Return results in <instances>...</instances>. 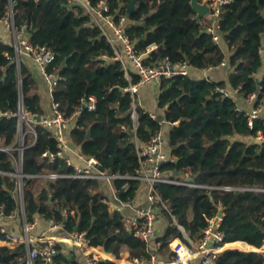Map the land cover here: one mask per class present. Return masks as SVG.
Returning a JSON list of instances; mask_svg holds the SVG:
<instances>
[{"label": "trees", "instance_id": "trees-1", "mask_svg": "<svg viewBox=\"0 0 264 264\" xmlns=\"http://www.w3.org/2000/svg\"><path fill=\"white\" fill-rule=\"evenodd\" d=\"M91 1L97 5L101 0ZM131 1L111 0V13L116 18L127 15L126 34L138 54L156 47L146 56L147 64L168 59L172 64L186 63L192 69L205 70L226 61L229 85L192 75L163 78L157 98L160 114L154 119L124 91L139 81L138 75L132 74L131 82L125 77L120 62L113 59V49L79 5L71 0H0V19H12L16 30L26 25L30 41L54 55L48 71L60 79L53 99L67 118L80 111L70 140L83 156L97 159L105 172L115 177L112 184L121 201L134 202L141 186L129 179L140 168L135 140L147 143L162 131L164 122L171 126L168 147L175 160L162 170L173 180L196 186L156 184L161 215L168 223L153 243L157 261L171 263L176 258L169 243L183 235L175 221L198 243L207 220L220 210L225 243L262 248L264 142L245 139L264 135V76L256 78L264 67V0H230L221 5L217 18L221 43L214 42L207 31L212 24L210 16L195 20L190 0H135L129 15ZM223 43L230 52L228 57ZM228 86L244 100L255 95V108L263 106L252 128L249 112L238 107L237 98L220 91L229 90ZM90 98L95 99V110H83ZM21 111L25 117L45 115L32 71L22 59L17 64L13 46L0 41V148L7 149L0 151V209L6 216L21 207L19 179L9 175L16 173L15 161L21 155L17 149ZM8 112L13 115H1ZM25 126L26 120L22 197L27 222L36 217L52 221L65 236L79 229L91 246L104 247L116 260H149L152 251L148 244L124 228L121 215L112 210L97 179L48 177L72 174L74 168L58 156L53 161L43 157L46 152L56 155L58 151L49 130L40 124ZM2 228L0 224V241L8 236ZM58 248L52 264H81L63 247ZM27 256L24 243L0 247V264H27ZM217 256L215 264H264V255L256 250L228 249ZM96 264L120 263L99 260Z\"/></svg>", "mask_w": 264, "mask_h": 264}, {"label": "built area", "instance_id": "built-area-1", "mask_svg": "<svg viewBox=\"0 0 264 264\" xmlns=\"http://www.w3.org/2000/svg\"><path fill=\"white\" fill-rule=\"evenodd\" d=\"M73 3L79 5L89 16L90 24L98 27L101 34L107 40L108 44L114 51V60L120 62L125 77L131 82L132 74H136L139 77V81L135 84H130L128 88L124 91L129 92L134 100L137 99L139 92L148 86L159 85L163 78H172L175 76L192 75L191 67L186 63H176L172 64L168 59L157 60L151 64H147L145 61L146 56L149 52L154 50L156 47L151 46L148 48V52L145 54H138L135 50L133 42L130 40L129 36L126 34V26L128 24L127 15H122L116 18L113 13H111V0H101L97 5H93L91 0H71ZM209 7L211 10L210 17L212 24L208 27L207 31L213 34V40L216 43H221V37L217 33L218 22L217 18L220 14V7L222 4L230 2V0H208ZM0 22L4 24L10 31H12V40L0 38V41L4 44L11 45L15 48L17 52V64L20 65L22 56H29L33 59L39 72L42 74L50 95H51V106L50 114L41 117V121L37 122L36 116L28 115L23 119H27V126L30 123L40 124L45 129L49 130L57 143V154L44 153L43 157L48 158L49 161H53L56 156L65 160L68 166L74 168L72 174H51L48 177L50 179H55L58 177L67 178H78V179H108L113 180L115 177L110 176L105 173H101L98 170V165H100L95 158H84L81 154L80 157L83 161L80 164H75L71 160V147L72 142L69 138L74 122L80 111L78 110L75 114L67 118L63 115L60 110V104L53 99V91L55 86L59 81V76L55 73H50L48 71L49 64L54 60V55L45 46L39 44L34 45L29 36L27 35V26L23 25L19 30H16L14 24L11 20H1ZM220 67L227 68V62H223ZM217 68V67H216ZM214 68L205 69L207 72ZM208 70V71H207ZM193 76V75H192ZM205 75L203 78H207ZM225 96L238 93L237 90L229 91L227 89H221ZM234 93V94H233ZM256 96L251 95L245 101L253 106V109L249 112V127L254 126V121L261 116L263 106L254 107ZM83 105L89 111L95 110V99L90 98L89 101L85 102ZM22 112V111H21ZM6 117H10L13 114L11 112L2 113ZM21 115V114H20ZM132 116L134 121L137 120V113L135 108L133 109ZM152 118L158 119V115L151 113ZM23 123H20L18 142L19 147L17 148L21 155L16 165V173L9 174L14 175L19 179L18 186V200L21 205L20 209L24 214V228L26 232V238H14L9 234L6 240L0 241V247L2 246H13L17 244H26L28 247L27 264H37L38 260H42V264H52L54 257L57 255L59 248H62V243L76 247L80 249L85 255L86 264H96L99 260H111V257L107 254L99 253L98 248L90 245V242L85 238V234L81 233L79 229H76L74 235L63 236L60 238H55L53 236L40 237L38 239H33L30 237V233L35 228L34 222H27L24 203L22 197V178L24 177L22 173V151L25 148L23 139ZM34 136L36 133L32 130ZM25 138V135H24ZM255 142H264V135L258 133L257 137L253 138ZM137 147L138 158L140 161V168L137 170L136 174L129 179L137 180L141 183L140 188L146 194L144 197V203L141 205H136L135 202H123L115 194L114 200L116 203L114 205L110 204L112 210L117 211L122 219L124 228L133 233L136 237L146 242L152 251L151 258L149 260H133L124 261V264H159L155 256L156 248L153 243L158 236V218L161 216V206L162 201L157 193L156 184L157 183H171V184H182L188 186H196L189 182H179L173 180L166 172H163L162 167L170 162L174 161L175 158L167 151V142L163 132L157 133L151 138L147 143H140L135 140ZM7 149L0 148V151H6ZM127 211L133 212L132 215H127ZM12 217L6 216L3 208L0 209V221L5 218ZM174 219V218H173ZM222 218L218 216L211 217L207 220L206 227L203 230V238L200 242L194 243L187 236L184 228L179 225L176 221L175 225L180 229L182 237H176L172 239L169 243L170 251L175 254L176 258L173 262L168 264H192L195 258H199L200 262L198 264H215V258L219 253L221 247H225L224 237L220 232ZM50 229L54 231L60 227L55 225L50 221ZM2 232H6L4 228L1 229ZM54 239H57L56 242ZM62 240V241H61ZM67 241V242H64ZM252 248V247H251ZM254 249V248H253ZM251 251V250H246ZM109 256V258H107ZM121 262V261H119ZM71 264V263H69Z\"/></svg>", "mask_w": 264, "mask_h": 264}, {"label": "crops", "instance_id": "crops-1", "mask_svg": "<svg viewBox=\"0 0 264 264\" xmlns=\"http://www.w3.org/2000/svg\"><path fill=\"white\" fill-rule=\"evenodd\" d=\"M1 23V22H0ZM3 37L4 39L10 40L12 38V31H10L6 26H4V24H0V38ZM222 49L224 51V53L228 56H230V52L227 49V46L223 43L222 44ZM21 59L23 60V62L29 67V69L32 71L37 83H38V91L41 97V104L42 107L44 109L45 115H49L50 114V106H51V95L48 89V86L42 76V74L39 72L36 64L34 63L33 59L30 58L29 56H22ZM208 71V70H207ZM191 72L192 75L196 78H203L205 75H207L209 78L213 79V80H217V81H224L227 84L229 83V71L226 69V67H217L214 69H211L207 72V74H205L204 70H198V69H192L191 68ZM264 76V67L258 72V74L256 75L257 80H261L262 77ZM229 85V84H228ZM228 89L231 91L232 88L230 86H228ZM158 93H159V85H152V86H148L143 88L139 94H138V104L144 108H146L147 110H149L151 113H155L157 115L160 114V110L158 109V102H157V98H158ZM234 94V93H233ZM234 97L237 98L238 102H239V108L242 110H246L248 112H250L253 109V106H251L250 104H248L244 99H242L238 93L234 94ZM170 125L167 124L166 122L163 123V134L166 138V142H167V151L170 152L169 147H168V132L170 130ZM70 138V136H69ZM245 140H249L250 142L254 141L252 140V137L245 139ZM72 147H71V160L73 161V163L75 164H80L83 159L80 157L81 155V151L80 148L75 146L73 143ZM84 158H87L85 156H83ZM16 166V165H15ZM99 181V185H100V189L104 192V194L106 195L108 202L112 205H114L116 203V201L114 200L115 197V189L113 188V184L111 180L108 179H100ZM144 197H146L145 192L143 191L142 188L139 189L138 193H137V197L135 199V204L136 205H141L144 203ZM127 215H132L133 212L127 211L126 212ZM218 216V215H217ZM224 216V214H223ZM223 219V218H222ZM35 228L32 230V232L30 233V237L33 239H38L40 237H48L51 236V233L53 232L50 227V221L44 220L40 217H36L35 219ZM0 224L3 225V228L6 230V232L14 238H26V232H25V228H24V214L22 212V210L20 209L16 214H13L12 217H8L5 218L4 220L0 221ZM167 222L164 221V218H162V215L158 218V233H163V231L165 230V228L167 227ZM237 244L235 245H230L227 244L225 245V247H221V249L219 250L220 252H224L225 250L228 249H237V250H251L250 246H248V244L243 243V242H235ZM233 244V243H231ZM103 247H99L98 251L101 254H107L111 257V260H115V258L113 256H111L110 254H108L107 252L105 253L102 249ZM253 248V247H252ZM254 250L262 253L264 255V245L262 248L260 249H255ZM251 250V251H254ZM263 250V251H262ZM64 252L66 254L69 255H74L76 258V261L81 264H86L85 262V255L84 253L80 250L77 249L76 247H67L64 248ZM109 256H107V258H109ZM122 261V263L126 260L122 259L120 260ZM200 262L199 258H195L192 261V264H198ZM159 264H168L167 262H163V261H159Z\"/></svg>", "mask_w": 264, "mask_h": 264}, {"label": "water", "instance_id": "water-1", "mask_svg": "<svg viewBox=\"0 0 264 264\" xmlns=\"http://www.w3.org/2000/svg\"><path fill=\"white\" fill-rule=\"evenodd\" d=\"M190 4H191V6L193 8V11L196 13L195 20L197 22H200L203 18L209 16L210 13H211L208 0L207 1L206 0L205 1L190 0ZM134 8H135V0H132L131 3L128 6L127 13L130 15L133 12ZM63 65H66V60L63 62ZM257 82H258V84L260 83L259 81H257ZM21 106H22V103H21ZM82 109L85 110L86 106L83 105ZM22 120H23V115H22V112H21L20 123H23ZM36 120H37V122H40L41 121V116H36ZM164 121H165L164 118L161 117L160 118V122L163 123ZM88 137H90V130L88 131ZM97 168H98V170L101 173H105V169L101 165H98ZM191 180H192L191 178H187V181H191ZM218 217L219 218H223V211L222 210L219 211ZM61 245H62L63 248L72 247V246L66 245L64 243H62ZM102 249L106 253L105 248L103 247ZM250 249L254 250L253 248H250Z\"/></svg>", "mask_w": 264, "mask_h": 264}, {"label": "rangeland", "instance_id": "rangeland-1", "mask_svg": "<svg viewBox=\"0 0 264 264\" xmlns=\"http://www.w3.org/2000/svg\"><path fill=\"white\" fill-rule=\"evenodd\" d=\"M202 1V0H201ZM1 24V23H0ZM3 24V23H2ZM10 40H12V38L10 39ZM26 120V126H27V119H23L22 120V122H24ZM26 126H25V128H26ZM24 128V129H25ZM163 130V129H162ZM25 131H26V129H25ZM25 131L23 132V134L25 135ZM24 135L22 136L23 137V139H21L23 142L25 141V138H24ZM252 140H253V138H252ZM72 142V141H71ZM16 162V165L18 164V160H16L15 161ZM164 221H166L165 219H164ZM71 235H74V234H71ZM70 234H67L66 236H71ZM51 236H53V237H55V238H60V237H63L64 236V234L61 232V230L60 229H55L52 233H51ZM56 240L57 239H54V241L56 242ZM249 246V245H248ZM247 249H245V251H246ZM263 251V250H262ZM218 257V256H217ZM216 257V258H217ZM216 258H215V260H216ZM112 261H116V262H118V263H120V264H124V263H122V261L121 262H119L120 260H112ZM157 262H159V261H157Z\"/></svg>", "mask_w": 264, "mask_h": 264}, {"label": "bare ground", "instance_id": "bare-ground-1", "mask_svg": "<svg viewBox=\"0 0 264 264\" xmlns=\"http://www.w3.org/2000/svg\"><path fill=\"white\" fill-rule=\"evenodd\" d=\"M62 241V240H61ZM64 242H67V241H64Z\"/></svg>", "mask_w": 264, "mask_h": 264}]
</instances>
